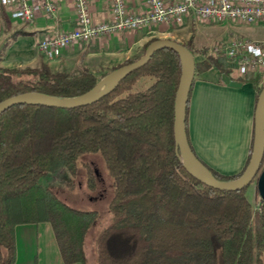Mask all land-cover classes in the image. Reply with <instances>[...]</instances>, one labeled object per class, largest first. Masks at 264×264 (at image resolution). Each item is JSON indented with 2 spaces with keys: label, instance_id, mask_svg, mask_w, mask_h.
Here are the masks:
<instances>
[{
  "label": "trees",
  "instance_id": "obj_1",
  "mask_svg": "<svg viewBox=\"0 0 264 264\" xmlns=\"http://www.w3.org/2000/svg\"><path fill=\"white\" fill-rule=\"evenodd\" d=\"M155 39L144 42L143 51ZM134 60L98 75L86 68L52 71L45 62L0 66V101L24 92L77 96ZM206 61L221 83L220 76L233 69L219 56ZM179 72L177 54L160 48L90 104L70 109L18 104L0 113V264L14 263V227L40 222L49 224L63 264H86L83 240L96 211L71 208L37 183L59 167L74 174L84 154L99 155L110 180L107 222L93 242L98 264H264V201L252 206L245 187L205 186L181 165L172 133ZM260 77L247 72L234 79L252 83L256 101ZM248 158L249 153L243 168L228 176L198 160L224 181L238 177ZM254 190L257 195L255 183Z\"/></svg>",
  "mask_w": 264,
  "mask_h": 264
},
{
  "label": "rangeland",
  "instance_id": "obj_2",
  "mask_svg": "<svg viewBox=\"0 0 264 264\" xmlns=\"http://www.w3.org/2000/svg\"><path fill=\"white\" fill-rule=\"evenodd\" d=\"M102 7L105 6L102 5ZM57 13V15L62 14L64 16L57 19L43 17L44 19L36 20L34 25L46 26L42 31L32 33V37L29 34H24L25 27L29 24L20 25L18 20L9 21L0 14V52L5 50L9 52V56H18L23 54L24 47L28 42L34 44L32 49L36 51V42L40 37L50 33H58L71 25L73 12L68 7L62 5L61 11ZM99 18L100 16L95 14V20ZM142 37L146 41L152 38H166L183 45H189L194 50L192 53L194 70L197 69L196 71H198L201 63L206 61V57L218 56L214 53V48L221 47L231 38L264 43V22L245 24L229 20L216 22L184 17L168 25L99 36L94 38L96 43L92 39L85 44L69 47L59 57L50 61L44 60L39 54L35 65L45 61L48 62L52 71L74 74L86 68L98 75L114 65H119L126 59L138 58L143 53L142 45L139 43V39ZM24 66L32 65L20 62L15 67ZM260 75L261 79L264 72H260ZM229 76L232 78L239 77L233 69ZM262 167H264V161L261 162L260 168ZM75 169V173L71 174L65 167H59L39 178L37 183L43 188L50 189L57 198L71 208L96 211V219L85 233L83 250L86 264H98L93 251V242L97 232L107 222V202L111 196L110 180L103 159L97 154L82 155L76 161ZM254 181L252 180L245 186L243 191L247 201L252 206H255L259 199L254 193ZM91 183L92 187L89 186ZM53 248L54 241L50 226L47 223L29 225L25 232L19 228L15 241L14 262L16 264H36L39 260L42 264V260L36 255L37 251L42 250L47 253L46 264H54L53 257L49 254ZM56 255L58 264H62L58 259L57 252Z\"/></svg>",
  "mask_w": 264,
  "mask_h": 264
},
{
  "label": "built area",
  "instance_id": "obj_3",
  "mask_svg": "<svg viewBox=\"0 0 264 264\" xmlns=\"http://www.w3.org/2000/svg\"><path fill=\"white\" fill-rule=\"evenodd\" d=\"M101 3L105 13L95 20L94 8ZM62 5L73 12V24L36 42V50L46 61L99 36L168 25L184 17L245 24L264 22V0H0V14L9 21L30 24L39 17L56 18ZM214 53L230 62L239 76L264 72L263 42L231 38L214 48Z\"/></svg>",
  "mask_w": 264,
  "mask_h": 264
},
{
  "label": "crops",
  "instance_id": "obj_4",
  "mask_svg": "<svg viewBox=\"0 0 264 264\" xmlns=\"http://www.w3.org/2000/svg\"><path fill=\"white\" fill-rule=\"evenodd\" d=\"M102 5L104 4L101 3V5L99 4L94 8L95 14L104 15L105 11L101 10ZM61 8L59 11H61ZM63 16L62 14L57 15L56 19ZM38 19L44 18L39 17L36 20ZM35 21L25 27L24 34H29L32 37V33L40 32L46 26L34 25ZM72 21L70 26H72ZM94 40L96 43V39ZM145 41L143 37L139 39L141 45ZM32 46L34 44L28 42L24 47L23 54L18 56H9L8 51L4 50L3 52L1 50L0 66L15 67L20 62L35 66L39 53L37 50L32 49ZM46 64L49 65L48 62ZM196 70H194L186 104L185 133L187 142L193 154L215 172L226 176L236 174L243 168L251 145L255 86L250 82L240 83L236 87L218 82V71L207 61L202 62L200 69ZM230 78L235 80L232 77ZM29 225L32 224H19L14 227L15 241L17 239V229L20 228L25 232L28 230ZM53 241L54 248L49 254L53 257L54 264H58L56 255L58 250L54 238ZM36 255L42 260V264H46V252L40 250L37 251ZM58 257L60 263H62L59 253ZM13 264H16V262ZM36 264H41V262L37 260Z\"/></svg>",
  "mask_w": 264,
  "mask_h": 264
},
{
  "label": "water",
  "instance_id": "obj_5",
  "mask_svg": "<svg viewBox=\"0 0 264 264\" xmlns=\"http://www.w3.org/2000/svg\"><path fill=\"white\" fill-rule=\"evenodd\" d=\"M160 48L174 51L179 59L180 72L173 99L172 133L175 150L183 169L200 183L216 190L237 191L255 180L256 192L264 201V167L260 168L264 152V82L256 97L252 139L248 162L241 174L231 180H217L196 158L187 142L185 133V107L194 76V59L187 48L171 39H155L149 42L143 53L134 61L116 67L101 77L88 91L73 97H56L39 92H24L0 101V113L18 104L42 105L70 109L90 104L110 92L127 74L143 66L151 54ZM228 86H239V82L227 75L220 76Z\"/></svg>",
  "mask_w": 264,
  "mask_h": 264
},
{
  "label": "flooded vegetation",
  "instance_id": "obj_6",
  "mask_svg": "<svg viewBox=\"0 0 264 264\" xmlns=\"http://www.w3.org/2000/svg\"><path fill=\"white\" fill-rule=\"evenodd\" d=\"M263 168V167H262ZM254 183H255V181H254ZM255 193V192H254ZM257 196H258V194H257ZM259 197V196H258Z\"/></svg>",
  "mask_w": 264,
  "mask_h": 264
}]
</instances>
